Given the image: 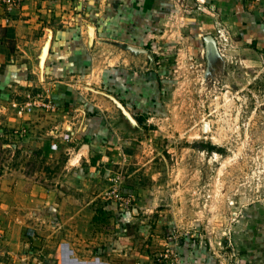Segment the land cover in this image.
<instances>
[{
  "label": "rangeland",
  "instance_id": "374dc122",
  "mask_svg": "<svg viewBox=\"0 0 264 264\" xmlns=\"http://www.w3.org/2000/svg\"><path fill=\"white\" fill-rule=\"evenodd\" d=\"M165 1L158 35L129 54L158 70L144 99L122 98L103 74L86 89L81 115L97 117L99 135L82 123L79 137L62 141L64 115L74 111L40 85L4 105L0 174L50 197L49 209L37 201L35 216L20 198L11 217L41 237L50 231L38 229L43 219L65 222L44 253L79 237L111 264H264V47L208 13L205 0ZM129 82L124 94L134 90Z\"/></svg>",
  "mask_w": 264,
  "mask_h": 264
},
{
  "label": "crops",
  "instance_id": "0c3cea01",
  "mask_svg": "<svg viewBox=\"0 0 264 264\" xmlns=\"http://www.w3.org/2000/svg\"><path fill=\"white\" fill-rule=\"evenodd\" d=\"M205 1L212 10L208 13L216 14L225 24L234 22L250 41L264 47V0ZM167 5L165 0H85L55 5L49 0H24L10 12L0 8V112L8 109L4 105L14 102V93L40 85L62 106L74 111L64 115L66 121L62 126L70 125L75 130L80 123L73 133L79 137L83 123L88 125L84 128L87 133L99 135L104 128L96 121L97 117L86 119L81 115L88 97L86 89L91 88L92 82H100L103 74L111 77L113 92L122 98H130L132 102L144 99L145 87L158 70L146 72L147 58L138 63L129 54L141 52L139 48L158 35ZM37 58L39 65H35ZM129 81H135L136 85L133 91L124 94L122 89L132 85ZM20 180L13 172L0 174V264H111L106 257L86 249L79 237H67L57 243L53 252L44 253L45 239L52 237L65 222L60 219L52 225L43 219L44 224H37L38 229L47 227L50 231L42 237L28 234V225L11 217L14 208L16 214L22 210L19 199L29 203L32 210L29 214L35 216L37 201L46 203L44 206L49 209L50 197L44 191L39 195L42 199H37L30 186L27 192L21 191Z\"/></svg>",
  "mask_w": 264,
  "mask_h": 264
},
{
  "label": "built area",
  "instance_id": "2783aa9c",
  "mask_svg": "<svg viewBox=\"0 0 264 264\" xmlns=\"http://www.w3.org/2000/svg\"><path fill=\"white\" fill-rule=\"evenodd\" d=\"M23 1L24 0H0V8H3L4 10L10 12L16 8H19L22 5ZM49 1L52 5H55V4H61V3H74V2H78V1L84 2L85 0H49ZM253 1L255 3H260L263 0H253ZM211 11H212L211 9L207 10V12H211ZM216 33L218 34V36H224V30L222 28H217ZM27 97H30V96L27 94ZM48 99H50V98L49 97L47 99L44 98L40 104H42L43 106H50V100H48ZM31 102L32 101L27 100L25 102V104L28 106V105H31ZM16 104L17 103L14 100V102H12V106H14V105L16 106ZM51 106L54 107V104H51ZM21 108H24V107H21ZM18 112L20 114L21 111L18 110ZM62 127H63V131H62L61 136H60L61 140L65 141V142L71 141L73 133H74L73 128L70 125H66V126L63 125ZM113 193H114L113 194L114 200L116 202H118L120 205L126 204L128 202V199L122 198L120 193L117 192L116 188L113 190Z\"/></svg>",
  "mask_w": 264,
  "mask_h": 264
},
{
  "label": "water",
  "instance_id": "95a60500",
  "mask_svg": "<svg viewBox=\"0 0 264 264\" xmlns=\"http://www.w3.org/2000/svg\"><path fill=\"white\" fill-rule=\"evenodd\" d=\"M204 40H205V43H206V44H207V43L215 44V40H214V38H213L211 35H206V36L204 37ZM44 53L47 54V48H46V50H45ZM46 54H45V55H46ZM207 129H208V127H207V123L204 122V124H203V130L206 131Z\"/></svg>",
  "mask_w": 264,
  "mask_h": 264
},
{
  "label": "trees",
  "instance_id": "16d2710c",
  "mask_svg": "<svg viewBox=\"0 0 264 264\" xmlns=\"http://www.w3.org/2000/svg\"><path fill=\"white\" fill-rule=\"evenodd\" d=\"M139 119H140V118H139ZM101 213H103L102 210H100L99 214L97 213V214L93 215V216H92V220H93V221H97V220H98V217H99V215H100Z\"/></svg>",
  "mask_w": 264,
  "mask_h": 264
},
{
  "label": "bare ground",
  "instance_id": "6f19581e",
  "mask_svg": "<svg viewBox=\"0 0 264 264\" xmlns=\"http://www.w3.org/2000/svg\"><path fill=\"white\" fill-rule=\"evenodd\" d=\"M46 48H47V46H46ZM45 50H46V49H45ZM45 54H46V53H44V55H43V59H44V57H45Z\"/></svg>",
  "mask_w": 264,
  "mask_h": 264
}]
</instances>
